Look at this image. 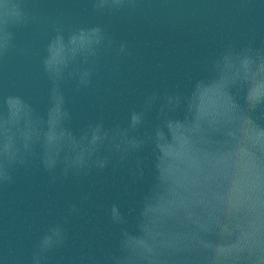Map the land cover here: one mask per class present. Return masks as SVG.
Wrapping results in <instances>:
<instances>
[{
	"label": "clouds",
	"instance_id": "obj_1",
	"mask_svg": "<svg viewBox=\"0 0 264 264\" xmlns=\"http://www.w3.org/2000/svg\"><path fill=\"white\" fill-rule=\"evenodd\" d=\"M144 3L89 0L91 13L106 17L135 16ZM236 3L258 9L264 26V4ZM33 19L27 0H0V62L28 54L17 30ZM53 31L40 61L46 112L22 95L0 96V187L13 185L19 170H40L53 186L109 170L146 185L127 212L115 203L107 209L114 240L76 264H264V36L225 43L186 88L145 93L122 121L91 120L77 131L66 88L81 94L103 59L131 53L104 25ZM92 195L82 192L49 225L27 264H52Z\"/></svg>",
	"mask_w": 264,
	"mask_h": 264
},
{
	"label": "water",
	"instance_id": "obj_2",
	"mask_svg": "<svg viewBox=\"0 0 264 264\" xmlns=\"http://www.w3.org/2000/svg\"><path fill=\"white\" fill-rule=\"evenodd\" d=\"M27 8L34 19L17 30V46L28 54H12L0 62V96L22 95L41 114L48 107L49 83L40 61L55 27L68 32L104 25L117 43L129 45L131 55L102 60L90 89L73 95L66 88L77 131L91 120L122 121L145 93L186 88L201 75L203 59L225 43L264 36L260 11L243 12L236 0H145L139 14L116 17L93 15L89 0H27ZM125 184L131 185L127 192ZM145 187L131 184L124 171L109 170L79 184L55 186L40 170L17 171L13 185L0 187V264H27L37 238L62 219L82 192L91 191V202L68 226L69 245L52 260V264H76L82 252L107 247L114 240L107 209L115 203L127 212Z\"/></svg>",
	"mask_w": 264,
	"mask_h": 264
}]
</instances>
